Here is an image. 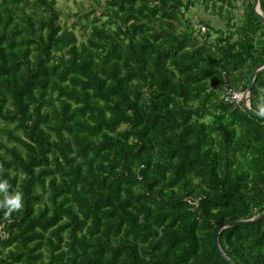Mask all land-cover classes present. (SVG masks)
Masks as SVG:
<instances>
[{"label": "trees", "instance_id": "16d2710c", "mask_svg": "<svg viewBox=\"0 0 264 264\" xmlns=\"http://www.w3.org/2000/svg\"><path fill=\"white\" fill-rule=\"evenodd\" d=\"M95 3L69 28L57 0H0V180L23 193L0 264H228L216 225L264 211V120L222 98L264 62L254 0ZM199 3L233 29L195 27ZM220 241L264 264V219Z\"/></svg>", "mask_w": 264, "mask_h": 264}, {"label": "rangeland", "instance_id": "374dc122", "mask_svg": "<svg viewBox=\"0 0 264 264\" xmlns=\"http://www.w3.org/2000/svg\"><path fill=\"white\" fill-rule=\"evenodd\" d=\"M202 1V0H200ZM92 5H96L95 0H57V6L62 12V23L67 25L69 28L73 26V23L76 18H81L82 23H86V19L84 14L88 13ZM243 9H237L233 8V14L234 19L232 22H234L236 19H240V16L243 14ZM186 17L191 19L193 23L195 24V27H199V20H210V22L215 26V28H221L224 31H230L233 29L232 24H228L227 20H224L221 18L218 13H214L212 9L209 7L206 9V6H204L203 3H199L196 5H192L189 9V11L186 12ZM99 15V12L97 13ZM78 15V16H77ZM91 18L93 19L94 16L91 15ZM202 32L204 31V28L202 26ZM207 30V28H205ZM205 30V31H206ZM75 31L77 32L80 39H83L84 36L82 35L83 29L81 28L80 24H77L75 27ZM211 31V30H210ZM208 32V30H207ZM211 39L216 40L218 35L215 34L214 30L211 31ZM202 38H204L202 36Z\"/></svg>", "mask_w": 264, "mask_h": 264}, {"label": "water", "instance_id": "95a60500", "mask_svg": "<svg viewBox=\"0 0 264 264\" xmlns=\"http://www.w3.org/2000/svg\"><path fill=\"white\" fill-rule=\"evenodd\" d=\"M253 9L258 14V16L260 17L261 22L264 24V14H263V11L261 9L260 0H254ZM262 69H264V62L259 64L249 76V83H248V87L246 89V98L244 100V106L254 116L259 117L260 119L264 120V114L256 111L252 107V103H251L255 78H256L258 72L261 71ZM263 219H264V211L257 214L256 216H254L252 218L230 220V221L221 222V223L216 225V229H215V233H214V244H215V247H216L217 251L219 252V254L226 260V262L228 264H238V263L235 260H233L227 254V252L224 250V248L222 247L221 241H220L221 232L224 229L229 228V227L246 225V224H254V223H257Z\"/></svg>", "mask_w": 264, "mask_h": 264}, {"label": "clouds", "instance_id": "9594fccd", "mask_svg": "<svg viewBox=\"0 0 264 264\" xmlns=\"http://www.w3.org/2000/svg\"><path fill=\"white\" fill-rule=\"evenodd\" d=\"M0 209L5 210V215H11L14 210L23 207V193L17 190L10 191L7 180H0Z\"/></svg>", "mask_w": 264, "mask_h": 264}, {"label": "built area", "instance_id": "2783aa9c", "mask_svg": "<svg viewBox=\"0 0 264 264\" xmlns=\"http://www.w3.org/2000/svg\"><path fill=\"white\" fill-rule=\"evenodd\" d=\"M222 98L225 102L233 103V104H240L244 102L246 98V91L245 90H235L233 88L225 87ZM191 204L197 205L198 201L193 198H189L188 200ZM7 236L6 230L3 226H0V237L4 238Z\"/></svg>", "mask_w": 264, "mask_h": 264}]
</instances>
